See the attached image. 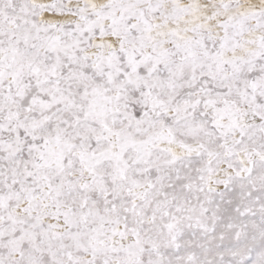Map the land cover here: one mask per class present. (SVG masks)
<instances>
[{
	"label": "snow or ice",
	"instance_id": "1",
	"mask_svg": "<svg viewBox=\"0 0 264 264\" xmlns=\"http://www.w3.org/2000/svg\"><path fill=\"white\" fill-rule=\"evenodd\" d=\"M0 264H264V0H0Z\"/></svg>",
	"mask_w": 264,
	"mask_h": 264
}]
</instances>
